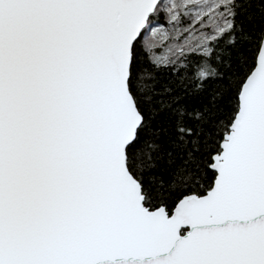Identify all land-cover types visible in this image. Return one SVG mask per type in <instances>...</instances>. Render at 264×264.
Instances as JSON below:
<instances>
[{
  "label": "snow or ice",
  "instance_id": "1",
  "mask_svg": "<svg viewBox=\"0 0 264 264\" xmlns=\"http://www.w3.org/2000/svg\"><path fill=\"white\" fill-rule=\"evenodd\" d=\"M0 264H264V0H0Z\"/></svg>",
  "mask_w": 264,
  "mask_h": 264
}]
</instances>
